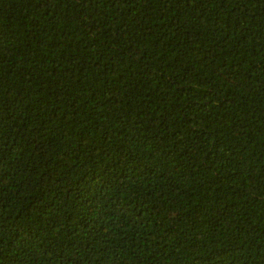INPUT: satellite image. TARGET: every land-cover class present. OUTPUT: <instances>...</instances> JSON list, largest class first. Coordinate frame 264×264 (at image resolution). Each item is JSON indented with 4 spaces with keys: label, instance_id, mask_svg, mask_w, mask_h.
Returning <instances> with one entry per match:
<instances>
[{
    "label": "trees",
    "instance_id": "obj_1",
    "mask_svg": "<svg viewBox=\"0 0 264 264\" xmlns=\"http://www.w3.org/2000/svg\"><path fill=\"white\" fill-rule=\"evenodd\" d=\"M0 264H264V0H0Z\"/></svg>",
    "mask_w": 264,
    "mask_h": 264
}]
</instances>
